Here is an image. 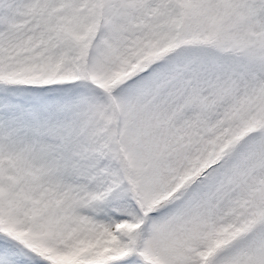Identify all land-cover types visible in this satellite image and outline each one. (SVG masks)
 I'll use <instances>...</instances> for the list:
<instances>
[{
  "label": "snow or ice",
  "instance_id": "1",
  "mask_svg": "<svg viewBox=\"0 0 264 264\" xmlns=\"http://www.w3.org/2000/svg\"><path fill=\"white\" fill-rule=\"evenodd\" d=\"M0 264H264V0H0Z\"/></svg>",
  "mask_w": 264,
  "mask_h": 264
}]
</instances>
